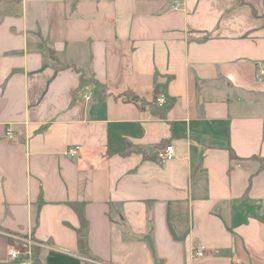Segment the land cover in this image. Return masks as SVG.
<instances>
[{
    "label": "crops",
    "instance_id": "crops-1",
    "mask_svg": "<svg viewBox=\"0 0 264 264\" xmlns=\"http://www.w3.org/2000/svg\"><path fill=\"white\" fill-rule=\"evenodd\" d=\"M259 68L264 0H0V260L264 264Z\"/></svg>",
    "mask_w": 264,
    "mask_h": 264
},
{
    "label": "built area",
    "instance_id": "built-area-1",
    "mask_svg": "<svg viewBox=\"0 0 264 264\" xmlns=\"http://www.w3.org/2000/svg\"><path fill=\"white\" fill-rule=\"evenodd\" d=\"M258 80H261L264 77V68H259L256 73ZM89 96V95H88ZM154 102L162 107L166 102V94L163 91H159L154 95ZM5 137L8 139L13 138V133L10 127H7L5 130ZM78 152V146H73L68 148L66 154L68 156H74ZM175 156L174 147L172 144H165L159 146L155 152V158L158 162L164 163ZM7 236L12 238L16 243L8 247L6 254L0 264H35L34 255H33V245L35 242L29 237H22L12 233H6ZM205 246L200 245L195 250V256L202 257L205 253ZM89 263H95L93 260H89Z\"/></svg>",
    "mask_w": 264,
    "mask_h": 264
},
{
    "label": "trees",
    "instance_id": "trees-1",
    "mask_svg": "<svg viewBox=\"0 0 264 264\" xmlns=\"http://www.w3.org/2000/svg\"><path fill=\"white\" fill-rule=\"evenodd\" d=\"M93 86L94 88V96L100 100V99H103L104 98V95H105V91H104V88L103 86H101L95 79L92 75H85L83 73H81L80 75V82H79V87L82 88V87H85V86ZM128 99H130L131 101H134V102H137L138 97L135 96V95H132L130 96ZM155 103V102H154ZM156 104V103H155ZM157 105V104H156ZM80 216H81V212L78 210ZM83 241L80 239V248L82 249L83 248Z\"/></svg>",
    "mask_w": 264,
    "mask_h": 264
}]
</instances>
